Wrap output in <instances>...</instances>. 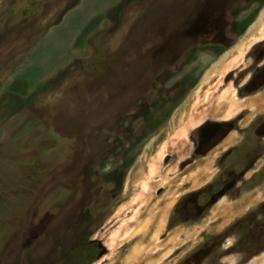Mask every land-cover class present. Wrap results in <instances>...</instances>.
I'll return each instance as SVG.
<instances>
[{
    "label": "rangeland",
    "instance_id": "374dc122",
    "mask_svg": "<svg viewBox=\"0 0 264 264\" xmlns=\"http://www.w3.org/2000/svg\"><path fill=\"white\" fill-rule=\"evenodd\" d=\"M263 55L264 0H0V264H264V153L175 213L248 164Z\"/></svg>",
    "mask_w": 264,
    "mask_h": 264
},
{
    "label": "flooded vegetation",
    "instance_id": "af4514ba",
    "mask_svg": "<svg viewBox=\"0 0 264 264\" xmlns=\"http://www.w3.org/2000/svg\"><path fill=\"white\" fill-rule=\"evenodd\" d=\"M255 64H256V66L252 69V71L248 72L246 74V75H248L249 73L251 74L250 78L247 80V83H245L243 85L244 91H247L246 93H254V92L258 91L259 89L264 88V55L262 57L255 59ZM246 75L244 76L245 78L247 77ZM245 78L240 83H239L240 80H238V81L235 80V81H236V83L242 84L245 81ZM240 119H242V117H240ZM220 120H228V119H220ZM257 122L259 124L258 126H261L259 128L260 130H258V131L256 130V133H255L256 138L258 140V144L256 143V149L255 150L253 149L254 152L251 151L249 153L250 154L249 156H251V158L249 159V162L245 166V168L242 169V171H241V169L236 170L235 167H231L230 169L226 170L223 173V176H225V174H228V176L230 177L228 180L223 181V180H221V177H220L218 182H214V184H215L214 188H213V184L210 183L209 185L202 187V189H198V191L195 193V195H197V198L198 199H199V197L203 198L204 195H206L205 197H206V199H208L207 202L205 204H202V203L199 204L194 200L192 205H190V206L185 205L183 207V209H181V210L176 209L175 213L177 215L182 216V215H187V214L191 213L192 214L191 216H194L193 217L194 219L193 218L192 219L194 221L198 222L201 219H205L204 217L207 215V213L209 212L211 207H213V205L215 203H217L221 197H223L227 193H231V191H233V193L237 195V193H238V188H236L237 183L241 181V179L245 176V173L248 172V170H250L253 167L255 162L260 158L261 154L264 153V147L261 148L262 145L260 144L262 139H264V113L257 117ZM229 124L231 126V131L237 130L240 132V130H238V128H235V127H238L236 121L235 122L232 121ZM222 127H223V125L214 126L212 123H210L209 125L204 127L203 132H204V130L208 131L209 129H212V131H211V134H209L207 136V139L201 140L199 150L202 149V146H204V143L206 141H208V145L213 143L212 141L216 138L218 133H220ZM229 134H230V132H229ZM227 135H226V139L228 138ZM205 136H206V133H205ZM223 139H225V138H223ZM220 141L221 140H219V142ZM209 142H211V143L209 144ZM217 145L218 144H216V146ZM216 146H214V147H216ZM231 148H234V149H229V150H235L236 149L235 147H231ZM252 153H253V155H252ZM193 161H195V159ZM197 222H195V223H197ZM180 223H182V222H179L177 224H180ZM177 224H175V225H177ZM210 244L211 243L204 244L203 247L198 249L194 253V255L191 256V258L193 257V260H194V257L195 256L197 257L198 254L203 252L204 250L210 252L211 249H213L215 247V246L213 247V245H210ZM205 255L207 256V254H205ZM191 258L186 259L185 261H183V263L190 264L192 261ZM194 263L200 264V263H202V261L201 262H194Z\"/></svg>",
    "mask_w": 264,
    "mask_h": 264
},
{
    "label": "trees",
    "instance_id": "16d2710c",
    "mask_svg": "<svg viewBox=\"0 0 264 264\" xmlns=\"http://www.w3.org/2000/svg\"><path fill=\"white\" fill-rule=\"evenodd\" d=\"M245 22H246V25H247L248 24L247 20ZM242 28H244V27H242ZM240 32H242V31H240ZM192 77H193L192 74H188L176 85V90H175L174 95H173V99L175 100V102L169 107L170 110H171L172 107L176 108L178 103L182 101L184 96H186L188 90L191 87ZM170 110L168 111V113L170 112Z\"/></svg>",
    "mask_w": 264,
    "mask_h": 264
},
{
    "label": "bare ground",
    "instance_id": "6f19581e",
    "mask_svg": "<svg viewBox=\"0 0 264 264\" xmlns=\"http://www.w3.org/2000/svg\"><path fill=\"white\" fill-rule=\"evenodd\" d=\"M253 99V98H252ZM255 100V99H254ZM252 101V100H250ZM235 140L233 135H229L228 138L225 140L224 146L231 144ZM225 148V147H224ZM156 207V206H155ZM147 209V208H146ZM151 209V208H150ZM161 212V211H160ZM148 214V213H147Z\"/></svg>",
    "mask_w": 264,
    "mask_h": 264
},
{
    "label": "water",
    "instance_id": "95a60500",
    "mask_svg": "<svg viewBox=\"0 0 264 264\" xmlns=\"http://www.w3.org/2000/svg\"><path fill=\"white\" fill-rule=\"evenodd\" d=\"M229 81V80H228Z\"/></svg>",
    "mask_w": 264,
    "mask_h": 264
}]
</instances>
